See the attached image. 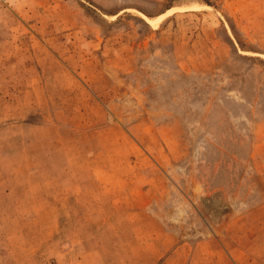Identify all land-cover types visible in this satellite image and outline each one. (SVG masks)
Returning a JSON list of instances; mask_svg holds the SVG:
<instances>
[{
	"label": "rangeland",
	"instance_id": "obj_1",
	"mask_svg": "<svg viewBox=\"0 0 264 264\" xmlns=\"http://www.w3.org/2000/svg\"><path fill=\"white\" fill-rule=\"evenodd\" d=\"M161 227L264 264V0H0V264H149Z\"/></svg>",
	"mask_w": 264,
	"mask_h": 264
},
{
	"label": "crops",
	"instance_id": "obj_2",
	"mask_svg": "<svg viewBox=\"0 0 264 264\" xmlns=\"http://www.w3.org/2000/svg\"><path fill=\"white\" fill-rule=\"evenodd\" d=\"M32 127L35 128V125H33ZM37 127H40V125L39 124L36 125V128ZM45 142H46V145H48L49 139H46ZM56 192L62 194V198L60 202L63 203L62 205L63 209L68 208L69 205H71L70 208H73V207L80 208V209L89 208L86 204L91 201H88L85 195H87L88 192L90 191L86 189V186L63 185L61 189L60 190L58 189ZM97 202H98L97 200H94L95 204H97ZM142 202H143L142 205H136L138 207H134L132 211L135 209H138V210L142 209L143 211H145L146 216L150 217L151 213L149 211L154 210V208L151 207L149 198H146V200H142ZM48 203H50V205L52 204V207L51 206L49 207L53 209L59 208L58 205L53 201L52 202L48 201ZM98 203H101V202H98ZM130 218H134L133 215ZM143 218H145V216ZM152 218L156 219V221L159 220L158 215ZM159 221L157 222L159 223ZM162 223L165 226V223L163 221ZM127 224H132V222L127 221ZM140 224H142L143 226H150L149 224H151V222L150 221H147V222L140 221ZM164 233H165V230L162 227L158 229L157 231L152 230L149 232V235H150L149 238L152 240L151 242L153 244L151 245L153 247H150L149 249L146 248L147 251L143 250V257L148 258L149 264H162L161 260L164 259L165 257H166L165 261H167V259H176V257H178L180 259L190 261V264H195L194 259L198 257V254H199V251L197 250L199 242L203 240L207 243L210 242L211 244H213L214 242L213 236L212 237L206 236L201 241L199 239L196 241L188 240V239L178 240L179 243L175 246V248L173 247L174 245H170L167 247L166 245L167 237H166V234ZM169 247H171V249L167 251ZM209 252L213 254L212 251H206V254H209ZM210 259H213V257L212 258L210 257Z\"/></svg>",
	"mask_w": 264,
	"mask_h": 264
}]
</instances>
